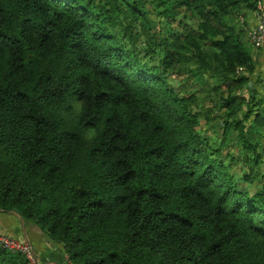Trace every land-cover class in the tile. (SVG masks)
Listing matches in <instances>:
<instances>
[{"label":"trees","instance_id":"1","mask_svg":"<svg viewBox=\"0 0 264 264\" xmlns=\"http://www.w3.org/2000/svg\"><path fill=\"white\" fill-rule=\"evenodd\" d=\"M257 1L0 0V208L73 264H264Z\"/></svg>","mask_w":264,"mask_h":264},{"label":"crops","instance_id":"2","mask_svg":"<svg viewBox=\"0 0 264 264\" xmlns=\"http://www.w3.org/2000/svg\"><path fill=\"white\" fill-rule=\"evenodd\" d=\"M252 17H254V22H250V24L248 25L249 27L253 26L256 22V17L254 14L249 15V19H251ZM247 40L248 39L246 37V42ZM252 49L253 51L251 52L257 68L256 74L263 80L262 82L258 81V77L254 79V81H256L255 82L256 90L259 93V97L261 98V96H264V46L260 48H255L254 46H252ZM6 225L7 224H5L4 221H2L0 218V228H1L0 232L16 237L19 231H21V227L15 231L7 230L8 228L6 227ZM26 228H27L28 236L32 241V244L37 252V256L40 263L52 262L50 264H55L54 262H57V264H65V255L63 257L62 255L57 253V249H59L60 246H62L61 244L54 243L48 240L47 235L41 230V228H39L37 225L31 222L26 223ZM17 237L26 240L23 231H22V235H19ZM67 264H69L68 258H67Z\"/></svg>","mask_w":264,"mask_h":264},{"label":"built area","instance_id":"3","mask_svg":"<svg viewBox=\"0 0 264 264\" xmlns=\"http://www.w3.org/2000/svg\"><path fill=\"white\" fill-rule=\"evenodd\" d=\"M256 22L253 26H246L247 36L250 43L255 48L264 46V1H257V9L255 11ZM245 17H241L243 22ZM0 246L12 252H21L26 255L32 264H39L35 260L31 247L28 242L20 237L10 236L6 233L0 232ZM69 264H73L69 262Z\"/></svg>","mask_w":264,"mask_h":264},{"label":"rangeland","instance_id":"4","mask_svg":"<svg viewBox=\"0 0 264 264\" xmlns=\"http://www.w3.org/2000/svg\"><path fill=\"white\" fill-rule=\"evenodd\" d=\"M247 39H248V36H247ZM249 42L250 41L248 39L247 42H245V46L249 51H253V49H252L253 45L251 46V44ZM261 98H264V96H261ZM234 168L238 169V165L234 166ZM0 218L2 221H4L5 224H7L6 225V227L8 228L7 230L15 231L21 227V231H22V226L19 223V220L17 219V217L15 216L14 213H12V212H0ZM27 228H28V225H27ZM57 253L62 255L63 257L65 255V264H67V253H66L64 247L60 246V248L57 249Z\"/></svg>","mask_w":264,"mask_h":264},{"label":"water","instance_id":"5","mask_svg":"<svg viewBox=\"0 0 264 264\" xmlns=\"http://www.w3.org/2000/svg\"><path fill=\"white\" fill-rule=\"evenodd\" d=\"M5 211H9V210H5V209H2L0 208V212H5ZM13 213H15L16 215H18L19 219H20V224L22 226V231L24 233V236L26 237V241L28 242V244L30 245L31 247V250H32V253H33V256L35 258L36 261H38L39 264H50L52 262H45V263H40L39 262V259H38V256H37V252L32 244V241L30 240L29 236H28V233H27V228H26V221H25V218L15 209L11 210ZM55 264H57V262H54Z\"/></svg>","mask_w":264,"mask_h":264}]
</instances>
